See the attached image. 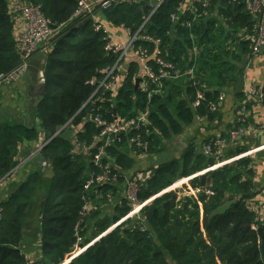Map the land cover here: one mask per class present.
I'll list each match as a JSON object with an SVG mask.
<instances>
[{
  "label": "trees",
  "instance_id": "16d2710c",
  "mask_svg": "<svg viewBox=\"0 0 264 264\" xmlns=\"http://www.w3.org/2000/svg\"><path fill=\"white\" fill-rule=\"evenodd\" d=\"M10 1L0 0V75L9 73L20 62L16 46L18 18L10 8ZM15 1L40 5L53 28H60V31L51 41L46 56L44 92L35 106L36 123L28 126L0 124V178L18 165V148L24 142L36 141L40 135L46 140L52 138L39 153L41 159L52 166V175L45 185V171H41L40 160L35 158V170L22 181L11 183L6 191L0 203V264H25L27 261L21 250L24 224L43 184L46 189L40 198L37 218L41 257L38 264H60L71 252L76 232L83 243H88L90 238L106 232L127 214L124 202L113 206L112 217L102 215L101 208L107 203V194L114 198L121 195L123 173L133 169L136 157L157 159L164 153L165 144L185 133L196 116L209 122L219 118V112H209L205 104L192 109L190 102L198 90L209 102L217 98L221 89L240 82L243 60L250 56L251 41L235 36L242 30L251 36L252 21L243 0H212L205 14L196 21H193V14L185 13L178 22L172 23L170 15L178 14L185 0H167L151 17L147 33L161 40L164 58L181 71L194 65L197 84L192 86L184 79L165 80L162 92L155 95L152 94L155 84L142 78L139 66L130 62L118 90L112 95L104 94L106 101L96 102L92 115L113 121V111L121 118L130 119L137 112L147 110L150 125L113 137L100 165H95L92 162L96 153L93 136L98 128L88 122V109L82 110V107L93 91L86 82L92 77L101 79V71L115 61L104 50L106 36L95 31L89 21L80 28L73 27L71 19L79 0ZM214 10L218 11L222 23L209 16ZM147 14L148 9L142 3L122 4L100 11L101 20L107 26L130 28L133 32ZM183 21L191 23V29L182 27ZM190 35L197 38L200 48L195 60L188 53L190 44L192 46ZM232 44L235 47L229 50ZM140 45L149 51L153 49L148 43ZM150 64L157 73L155 64ZM137 78L146 83V90L140 87L135 90ZM256 89L260 90L264 103V83ZM243 98L242 92L237 95L239 101ZM71 119V128H63ZM247 124L248 121L245 124L235 122V126ZM132 138H138L139 147L130 142ZM142 144L145 148L140 147ZM199 149L190 141L178 158L161 160L144 180L139 199L145 201L159 195L178 180L211 167L213 160ZM245 150L238 146L226 156L234 157ZM105 171L116 180L100 186L97 199L83 187L91 175ZM189 185L200 193L183 198L173 192L162 194L144 207L142 223L137 220L122 222L69 264H264V209L259 216L252 206L259 195L252 160L238 159L193 178ZM205 190H210L212 195L207 196ZM85 196H88L86 201L97 205V210L82 221L80 212ZM228 196L233 197V203L227 210L206 220Z\"/></svg>",
  "mask_w": 264,
  "mask_h": 264
},
{
  "label": "built area",
  "instance_id": "2783aa9c",
  "mask_svg": "<svg viewBox=\"0 0 264 264\" xmlns=\"http://www.w3.org/2000/svg\"><path fill=\"white\" fill-rule=\"evenodd\" d=\"M167 0H79L72 16L71 22L74 28H80L87 21H89L95 31L102 32L106 37V44L104 50L107 54L114 57L115 61L112 65L105 67L102 71L101 79L92 77L86 82V85L93 87L92 94L84 103L82 110L90 109L91 112L88 114L87 110V120L93 123L98 128V133L93 136V143L96 145V153L92 157V162L95 165H100V161L104 158V150L112 143V138L116 137L122 133H126L130 130H137L141 126L150 125L148 120V111L137 112L135 117L130 119H124L116 114L113 121H108L101 118L98 115H92L93 105L96 102H104L103 95L109 93L110 95L115 94L119 86L123 81L124 74L127 69V65L130 62H136L140 69V75L142 78L148 79L151 83L155 84V89L152 94L160 95L162 81H176L184 79L185 82L190 83L192 86H196L197 77L195 74L194 65L190 68L181 71L172 62L167 61L163 56V50L161 48V40L152 37L147 33V26L159 8ZM212 0H185L178 9V14H171L170 21L172 23L178 22L180 18L185 14H193L194 20L196 21L202 15L205 14L206 8L209 6ZM233 2H238L240 0H231ZM142 3L148 9V14L145 16L142 24L133 32L130 28H122L123 32L126 34L127 39H119L115 36L100 17V11L107 8H114L122 4H140ZM10 8L13 14L18 18V22L21 21L25 28L17 33V53L19 56L18 66L7 74L0 75V89L4 87H9L16 83L23 74L28 70L29 63L31 59L37 53L48 54L51 49V41L57 36L60 28H53L51 21L44 15L40 5H30L22 3L19 1L11 0ZM243 5L246 13L250 16L252 21L251 36H246V40L251 41V52L248 59L256 57L264 43V0H243ZM198 7V12H197ZM201 10V11H200ZM197 12V13H196ZM182 27L191 29V23L183 21L181 23ZM189 39L192 42V46L188 49V53L193 60L199 53V45L197 43V38L190 35ZM140 43H148L153 46V49L149 51L147 47L140 45ZM151 62L157 67V73H154L151 66ZM249 62V61H248ZM247 62V63H248ZM139 87L142 90H146L147 86L145 82H140ZM205 91V90H204ZM151 95V93L149 94ZM244 98L239 103L238 107L234 110L235 122L245 124L247 119V107L251 104L250 98L253 97L258 101L262 102V95L260 90L256 88H248L243 92ZM224 100V95L222 92L217 96L214 101H205L204 93L197 91L194 99L190 102V107L196 109L197 107L205 104L207 110L211 113H216L220 111V105ZM114 112V111H113ZM195 122L202 124L206 122L203 117L196 116ZM72 119L69 120L63 128H71ZM249 124L243 126H233L227 135L216 136L206 142L201 144V152L207 158L213 160V165L202 172L188 177L183 178L175 182L172 186L168 187L165 191L159 195L153 196L145 201L139 199V193L141 186L151 173L141 172V173H123V185L120 187L122 189L121 195L119 197H112L107 194L106 206H115L117 203L124 202L128 208L127 214L120 219L115 224L111 225L106 232L97 235L96 237L90 238L88 243H83L82 237L77 235L76 232V242L73 245L71 252L65 257V259L60 264H69L75 257L83 253L88 247L99 241L100 238L108 234L110 231L115 229L119 224L126 220H137V222H143L144 216L142 210L145 206L150 204L155 198L161 196L164 193H178V189L174 188L176 185L180 184L186 186L189 193L183 194L184 197H192L200 193L199 189H191L189 183L190 181L198 176L205 173L215 171L225 165L231 164L241 158H249L251 155L262 152L264 154V145L252 151H245L240 155L234 157H227L226 153L231 149V146H237L239 142L246 137ZM264 130V126H263ZM155 134H159L158 131H154ZM75 136V131L73 132ZM52 138L44 140L41 145L33 152L31 158L39 155L43 147L50 142ZM138 138H132L131 143H137ZM139 144V143H137ZM136 144V145H137ZM139 147V145H137ZM145 144L140 147L145 148ZM88 150V148H84ZM20 147L18 148V153ZM85 151V150H84ZM141 156V155H140ZM143 156V155H142ZM141 156V157H142ZM49 163L46 160L40 162V169L46 170ZM18 165L5 177L0 178V203L5 197L6 191L10 187L11 178L18 171ZM109 171H105L99 175H91L84 184V191L88 194H94L98 199L100 198V191L98 188L103 184H112L115 182L116 177H110ZM177 188H181L178 186ZM207 196H211L212 192L210 190H205L204 192ZM178 196V195H177ZM88 196L84 197V206L80 212L82 221L92 212L97 210V205L91 201H86ZM179 198V197H178ZM253 209L258 211L259 216L262 214L264 209V199H257L256 202L252 204ZM102 207V208H103ZM101 208V209H102ZM2 214V207L0 205V220ZM143 224L141 225V227ZM77 230V226L75 228ZM25 264H38L35 261L27 259Z\"/></svg>",
  "mask_w": 264,
  "mask_h": 264
},
{
  "label": "crops",
  "instance_id": "0c3cea01",
  "mask_svg": "<svg viewBox=\"0 0 264 264\" xmlns=\"http://www.w3.org/2000/svg\"><path fill=\"white\" fill-rule=\"evenodd\" d=\"M212 13L213 14L209 15L210 17L218 19L220 23L223 22L221 18L218 17L217 10H214ZM24 28L25 25L21 21H19L17 23V33L22 31ZM109 29L119 39H127V36L123 32L122 28H111L109 26ZM246 36H248V34H246V32L242 30L235 37L239 38L240 40H246ZM234 47L235 45H230L229 50H232ZM42 55L44 54L37 53L31 59L30 63L34 60L42 61L40 59V56ZM243 61L244 64L242 65V79L240 80V82L234 86L226 87L220 90L224 95V100L220 105V111L218 113L219 118L213 120L212 122L206 121L202 124L194 122L187 129V132L190 136H196V138L200 139V141L203 143L216 136L227 135V131H229L233 126H235L236 118L234 110L238 107L239 103L241 102L237 99V95L241 92L243 93L248 88L261 87L264 83V43L260 49L259 54L256 57L250 60L247 58L246 61ZM26 73L23 74L22 77L16 83L12 84L9 87H4L0 89V124H22L26 126L33 124L30 123V110L27 107V104L30 103V97L28 95L29 84L27 82V79L31 81L32 77L27 78ZM33 75H36V79L34 80L35 85H32L35 86L33 97L35 98L37 103L41 95L43 94L41 86L44 82L42 83L40 74L34 73ZM250 101L251 104L249 105L250 107H247L248 111L246 117L247 121L249 122L250 128L248 129L246 137L243 138L237 146H231V149H235L239 146L245 148V151H252L255 149H259L264 145V103L258 101L257 99H254L253 97L250 98ZM33 122L36 123L34 117ZM44 140H46L45 137L43 135H40L39 138L34 142L23 143L18 153L19 169L11 178V183H18L19 181H22L28 174L32 173L35 170L36 164L33 159L38 158L40 162L42 159L39 155H36L33 158H31V156ZM249 158L253 162L255 181L257 183L256 188L259 192L257 199H264V184L261 185V176L263 177L264 172V154L262 152H257L251 155ZM135 159L136 164L131 170V172L133 173H137L134 172L136 170L150 171L149 167L156 165V163L153 164L155 157L151 158L139 156ZM150 160H152V162H150ZM47 169L44 170L45 172L43 173L45 175V185L49 180ZM175 187H177V185ZM32 233L33 234L28 237L24 236L21 250L23 251L27 259L39 263L41 257L39 250V239L37 238L38 221Z\"/></svg>",
  "mask_w": 264,
  "mask_h": 264
},
{
  "label": "rangeland",
  "instance_id": "374dc122",
  "mask_svg": "<svg viewBox=\"0 0 264 264\" xmlns=\"http://www.w3.org/2000/svg\"><path fill=\"white\" fill-rule=\"evenodd\" d=\"M184 132L185 133L169 140L165 144L164 153H162L159 157H157V159H154L153 164L156 163V165L149 167L150 168L149 172H152L153 169L159 165L158 163H160L161 160L164 161V159H165V161H168V160H171L174 158H178L181 155L185 146L190 141L195 142V145L198 148H200V145L202 143L200 141V139L196 138V136H190L187 131H184ZM150 162H152V160H150ZM51 168H52V166L50 165L47 169L48 170V178H50L52 175ZM134 172H148V171L136 170ZM263 184H264V172H263V177L261 176V185H263ZM178 186H181V188H177ZM177 187H175L176 188L175 190L178 189V191H177L178 193H175V194L178 195L179 198H183V196H182L183 194L189 193V190L186 186H182V185L178 184ZM45 189L46 188L44 187V184H43V189L39 190L38 193L36 194L35 198H34L33 205L31 207V211L29 213V217L27 218V220L25 221V224H24V236L25 237H28V236L33 234L32 231H34L35 225L37 223V218H38V206H39L40 198L43 196ZM114 212L115 211L113 209V206H110V205L103 207L101 209V214L107 215V217L114 216L113 215ZM100 218H103V217L100 216ZM93 222H95V220ZM93 222H91L90 224H93Z\"/></svg>",
  "mask_w": 264,
  "mask_h": 264
},
{
  "label": "water",
  "instance_id": "95a60500",
  "mask_svg": "<svg viewBox=\"0 0 264 264\" xmlns=\"http://www.w3.org/2000/svg\"><path fill=\"white\" fill-rule=\"evenodd\" d=\"M46 54L40 56V59L42 61H39V60H34L30 63L29 67H28V70L26 73V76L27 78L28 77H32L31 81L29 79H27V82L29 84V92H28V95L30 97V103L27 104V107L28 109L30 110V123L32 124L33 123V117H34V114H35V103H36V100L35 98L33 97V92H34V87L35 86H32V85H35V79H36V75L34 76L33 74H40V77L42 79V83L44 82V69H45V63H46ZM140 82L141 80L139 78H137L135 80V90L138 89L139 85H140ZM41 89H42V92H44V83L43 85L41 86ZM91 112V108L88 110V114ZM113 115L115 116V111L113 112ZM184 197H187V195H185ZM233 203V197L232 196H228L226 198L225 201L222 202V204L220 205V207L212 212L206 220H210L211 218H213L214 216L218 215V214H222L224 213L227 208ZM184 207H186V205H184ZM258 233L259 235L261 236V233H262V230L259 229L258 230Z\"/></svg>",
  "mask_w": 264,
  "mask_h": 264
}]
</instances>
